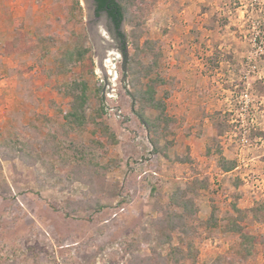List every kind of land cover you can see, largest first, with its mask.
<instances>
[{"label": "rangeland", "instance_id": "obj_1", "mask_svg": "<svg viewBox=\"0 0 264 264\" xmlns=\"http://www.w3.org/2000/svg\"><path fill=\"white\" fill-rule=\"evenodd\" d=\"M117 1L0 0V264H264V0Z\"/></svg>", "mask_w": 264, "mask_h": 264}, {"label": "trees", "instance_id": "obj_2", "mask_svg": "<svg viewBox=\"0 0 264 264\" xmlns=\"http://www.w3.org/2000/svg\"><path fill=\"white\" fill-rule=\"evenodd\" d=\"M96 13L105 11L117 30L118 37L123 38V34L118 30L124 18L123 9L117 0H94ZM123 55L126 58V46H123Z\"/></svg>", "mask_w": 264, "mask_h": 264}, {"label": "flooded vegetation", "instance_id": "obj_3", "mask_svg": "<svg viewBox=\"0 0 264 264\" xmlns=\"http://www.w3.org/2000/svg\"><path fill=\"white\" fill-rule=\"evenodd\" d=\"M96 6V5H95ZM103 12H105V11H103ZM106 13V12H105ZM107 14V13H106Z\"/></svg>", "mask_w": 264, "mask_h": 264}, {"label": "water", "instance_id": "obj_4", "mask_svg": "<svg viewBox=\"0 0 264 264\" xmlns=\"http://www.w3.org/2000/svg\"><path fill=\"white\" fill-rule=\"evenodd\" d=\"M93 2H95L94 0H92Z\"/></svg>", "mask_w": 264, "mask_h": 264}]
</instances>
